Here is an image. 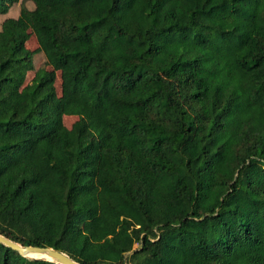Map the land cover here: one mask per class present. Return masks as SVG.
Masks as SVG:
<instances>
[{"label":"trees","instance_id":"1","mask_svg":"<svg viewBox=\"0 0 264 264\" xmlns=\"http://www.w3.org/2000/svg\"><path fill=\"white\" fill-rule=\"evenodd\" d=\"M18 7L0 233L85 264H264V0H0ZM0 264L57 263L0 242Z\"/></svg>","mask_w":264,"mask_h":264},{"label":"water","instance_id":"2","mask_svg":"<svg viewBox=\"0 0 264 264\" xmlns=\"http://www.w3.org/2000/svg\"><path fill=\"white\" fill-rule=\"evenodd\" d=\"M0 242L3 243L4 245L11 247L12 249L16 250L21 254L22 256L25 257H30L33 259H46L53 261L57 264H85L82 262H79L75 259H73L71 256L68 254L56 250L52 247H42V246H35V245H23L19 242H16L9 237L3 235L0 233ZM32 252H37V253H42L46 257H31L29 253ZM102 264H111V263H102Z\"/></svg>","mask_w":264,"mask_h":264},{"label":"rangeland","instance_id":"3","mask_svg":"<svg viewBox=\"0 0 264 264\" xmlns=\"http://www.w3.org/2000/svg\"><path fill=\"white\" fill-rule=\"evenodd\" d=\"M18 11H19V7L18 8H13L8 14H0V23L7 16H17ZM28 47L30 49H32V50L37 49L39 47L38 39H37V37H36V35L34 33L31 34V37H30V39L28 41ZM44 63H45V61H44V58L42 56H37L36 57V64H37V66L44 65ZM34 74H35L34 71H31L28 74L27 82H30L31 81V79L33 78ZM58 83L60 85V81H58ZM76 119H77V116H74V115H66L65 116V123H66L67 126L71 127L72 124L74 123V121H76Z\"/></svg>","mask_w":264,"mask_h":264},{"label":"bare ground","instance_id":"4","mask_svg":"<svg viewBox=\"0 0 264 264\" xmlns=\"http://www.w3.org/2000/svg\"><path fill=\"white\" fill-rule=\"evenodd\" d=\"M29 255L31 256V257H33V256H36V257H46L44 254H42V253H37V252H30L29 253Z\"/></svg>","mask_w":264,"mask_h":264}]
</instances>
